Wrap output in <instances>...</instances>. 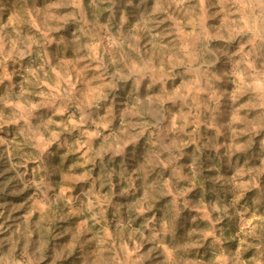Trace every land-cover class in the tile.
I'll use <instances>...</instances> for the list:
<instances>
[{
    "label": "rangeland",
    "instance_id": "374dc122",
    "mask_svg": "<svg viewBox=\"0 0 264 264\" xmlns=\"http://www.w3.org/2000/svg\"><path fill=\"white\" fill-rule=\"evenodd\" d=\"M0 264H264V0H0Z\"/></svg>",
    "mask_w": 264,
    "mask_h": 264
},
{
    "label": "trees",
    "instance_id": "16d2710c",
    "mask_svg": "<svg viewBox=\"0 0 264 264\" xmlns=\"http://www.w3.org/2000/svg\"><path fill=\"white\" fill-rule=\"evenodd\" d=\"M208 174H210V173H208ZM205 185L209 186V187L211 186L209 182H205Z\"/></svg>",
    "mask_w": 264,
    "mask_h": 264
}]
</instances>
